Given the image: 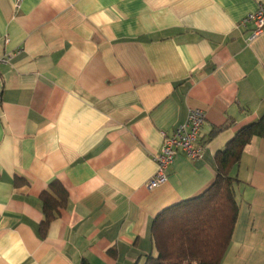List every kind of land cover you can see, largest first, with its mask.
<instances>
[{
	"label": "crops",
	"instance_id": "1",
	"mask_svg": "<svg viewBox=\"0 0 264 264\" xmlns=\"http://www.w3.org/2000/svg\"><path fill=\"white\" fill-rule=\"evenodd\" d=\"M264 0H0V264H133L153 220L201 194L215 153L264 114ZM206 118L200 158L148 188L162 133ZM218 128L220 130L216 131ZM237 218L220 264H264V137L231 168ZM67 192L45 235L40 194Z\"/></svg>",
	"mask_w": 264,
	"mask_h": 264
},
{
	"label": "trees",
	"instance_id": "2",
	"mask_svg": "<svg viewBox=\"0 0 264 264\" xmlns=\"http://www.w3.org/2000/svg\"><path fill=\"white\" fill-rule=\"evenodd\" d=\"M253 136L264 137V114L241 127L215 153V178L201 194L165 209L153 220L151 237L156 253L133 264H220L238 213L234 190L237 179L230 176V170ZM40 199V234L45 235L59 208L66 205L67 192L53 181L41 192Z\"/></svg>",
	"mask_w": 264,
	"mask_h": 264
},
{
	"label": "built area",
	"instance_id": "3",
	"mask_svg": "<svg viewBox=\"0 0 264 264\" xmlns=\"http://www.w3.org/2000/svg\"><path fill=\"white\" fill-rule=\"evenodd\" d=\"M20 1L15 0L16 5ZM239 23L242 26L250 24L253 36L264 32V1L258 4L256 10L245 15ZM13 55V52L1 55L0 64L8 63ZM205 118L203 109L190 108L183 123L176 126L170 134L162 133L160 151L154 156L157 169L147 183L148 188H154L166 182L167 169L178 154H183L190 160L201 157L204 149L201 131Z\"/></svg>",
	"mask_w": 264,
	"mask_h": 264
}]
</instances>
